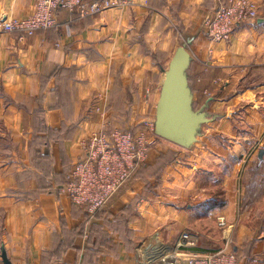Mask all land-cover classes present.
Masks as SVG:
<instances>
[{
    "label": "crops",
    "instance_id": "crops-1",
    "mask_svg": "<svg viewBox=\"0 0 264 264\" xmlns=\"http://www.w3.org/2000/svg\"><path fill=\"white\" fill-rule=\"evenodd\" d=\"M132 2L87 17L62 10L53 28L25 39L0 33V264L3 252L11 264H165L220 251L224 264L264 261V232L247 227L246 211L218 245L214 228L199 224L212 212L118 213L110 211L113 202L84 221L83 209L60 193L57 178L67 179L95 131L105 122L135 125V110L157 104V71L144 45L161 41L158 30L167 22L191 33L194 60L187 74L195 100L211 94L201 106L222 113L223 132L238 140L233 150L208 151L204 164L234 150L248 153L251 145L234 133L239 121L264 130V0ZM249 5L255 17L246 7L235 24L212 28L220 8L234 16ZM35 10L36 0H0V19H24ZM239 176L235 168L227 176L228 219L240 200L237 184L245 188ZM100 229L104 241L93 236Z\"/></svg>",
    "mask_w": 264,
    "mask_h": 264
},
{
    "label": "rangeland",
    "instance_id": "rangeland-1",
    "mask_svg": "<svg viewBox=\"0 0 264 264\" xmlns=\"http://www.w3.org/2000/svg\"><path fill=\"white\" fill-rule=\"evenodd\" d=\"M167 25V28L158 30L161 33V41L158 38L157 40L152 38L150 46L144 45L145 53L147 55L150 53L151 64L157 71L158 77L154 78V85L156 84L155 88H157V104L160 99L163 80L174 63L173 59L177 50L183 47L190 54L192 62L194 60L191 54V43H186L191 33H187L184 27L181 29L179 22L176 24L175 22H167ZM189 70H191L190 67ZM193 95V111L197 112L206 105L204 112L208 114L209 120L202 125L196 142L190 148H182L158 137L156 144L151 146L147 158L140 165L137 176L114 199L113 202H116L117 205L110 211L134 214H142L149 209H154L156 213L176 212L183 209L189 212H212V216L208 219L200 216L199 224L203 228H214L217 240L219 236L224 237L229 229L233 230L236 224L240 222V213L246 211L249 217L244 223L247 227L253 231L264 232V165L260 172L257 189L254 190L252 187L250 191L252 196L248 193V187L251 186V180H254V174L256 172H258L257 175L259 174V170L256 172H252V170L255 169L256 163L264 164V156L260 158L259 155H254L257 148L264 147V130H257V126L247 120L239 121L234 127V133L241 137L240 142L251 145L247 146L248 153L238 155L234 150V152H230L229 156L223 158V155L219 156L217 149L214 152L215 156L223 159H217V163L205 165L207 153H212L216 148L233 150L234 141L238 140H229V137L223 132V125H219V120L223 116L222 113L211 110L209 103L201 106L200 101H206V98L212 97L211 94L207 93V96L204 93L197 94L200 101L195 100V93ZM157 104L145 113L142 109L135 110L137 118L135 125L125 126L120 123L121 125L113 124L112 126L136 133L147 132L150 136V132H155ZM257 137H261L260 140L256 141L255 138ZM254 146L256 149L251 151ZM261 150L263 149L259 151ZM233 168L240 170V176L237 177V180L240 178L245 188H241L240 183L237 184L236 199L240 200L237 201L235 208L230 210V219H228L224 210L229 201L226 181L229 171ZM193 169L195 172L190 175V170ZM148 200L150 203L144 204L143 201ZM201 209H206V211H201ZM215 242L218 245L222 244V240ZM248 250H250V245L246 248V254Z\"/></svg>",
    "mask_w": 264,
    "mask_h": 264
},
{
    "label": "built area",
    "instance_id": "built-area-1",
    "mask_svg": "<svg viewBox=\"0 0 264 264\" xmlns=\"http://www.w3.org/2000/svg\"><path fill=\"white\" fill-rule=\"evenodd\" d=\"M132 0H36L35 12L24 19H0V33L18 34L29 38L56 25V16L62 10L78 13L81 17L99 14L116 6H128ZM255 17L253 6H242L231 16L220 8L212 19V28L223 29L224 23H236L246 14ZM220 32V31H219ZM106 123L95 131L83 144L84 155L67 176L68 182L59 188L72 205L94 214L108 207L133 180L140 165L147 158L150 148L156 144L155 132L136 133L115 128ZM224 251L194 255L182 262L165 264H224Z\"/></svg>",
    "mask_w": 264,
    "mask_h": 264
},
{
    "label": "water",
    "instance_id": "water-1",
    "mask_svg": "<svg viewBox=\"0 0 264 264\" xmlns=\"http://www.w3.org/2000/svg\"><path fill=\"white\" fill-rule=\"evenodd\" d=\"M192 42L191 38L186 41ZM174 63L163 80L160 99L157 104L155 134L182 148H190L197 139L202 125L207 123L206 105L194 112V93L190 87L188 70L192 62L190 54L180 47L174 57ZM260 158L264 150L260 151ZM4 264H11L5 252Z\"/></svg>",
    "mask_w": 264,
    "mask_h": 264
},
{
    "label": "trees",
    "instance_id": "trees-1",
    "mask_svg": "<svg viewBox=\"0 0 264 264\" xmlns=\"http://www.w3.org/2000/svg\"><path fill=\"white\" fill-rule=\"evenodd\" d=\"M190 71V70H189ZM189 71H188V74H189ZM189 78H190V76H189ZM75 165V163L74 164H72L69 168H68V173H70V171L72 170V168H73V166ZM263 165L264 164H259V163H256V166H255V169L254 170H252V172H256V171H258L259 170V174L257 175V173L258 172H256L255 174H254V176H253V178H254V180L252 181L251 180V186H249L248 187V193L250 194V191H251V189H252V187H254V190H256L257 189V184H258V182H259V179H260V172H261V170H262V167H263ZM139 170L140 169H138L137 170V172H136V174H135V176H137V173L139 172ZM57 177V176H56ZM252 178V179H253ZM60 179H61V177H58L57 178V181H56V183L57 182H59L58 184H60V185H65L67 182H68V180L65 178L63 181H60ZM248 193H247V195H248ZM251 195V194H250ZM252 196V195H251ZM249 198V197H248ZM225 204H226V202H225ZM215 205V204H214ZM220 205V204H219ZM208 207V206H207ZM207 209V208H206ZM83 211H84V214H85V219H84V221H90V219H91V216L92 217H95V216H97V215H100L103 211L102 210H98V211H96L94 214H90L87 210H84L83 209ZM118 225H121V223H117ZM264 229V228H263ZM93 236L96 238V240H102V241H104V234L102 233V229H100L99 231H94V234H93ZM250 250H251V246H250ZM248 252H249V250H248ZM248 255H249V253H248ZM262 264H264V261L262 262Z\"/></svg>",
    "mask_w": 264,
    "mask_h": 264
},
{
    "label": "bare ground",
    "instance_id": "bare-ground-1",
    "mask_svg": "<svg viewBox=\"0 0 264 264\" xmlns=\"http://www.w3.org/2000/svg\"><path fill=\"white\" fill-rule=\"evenodd\" d=\"M179 258H181V257H179ZM183 260L186 261L187 259L186 258H183Z\"/></svg>",
    "mask_w": 264,
    "mask_h": 264
}]
</instances>
